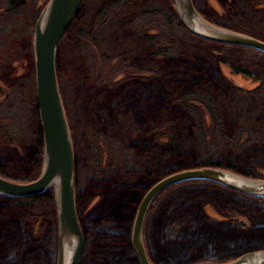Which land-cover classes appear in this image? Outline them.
Returning <instances> with one entry per match:
<instances>
[{"label": "rangeland", "instance_id": "rangeland-1", "mask_svg": "<svg viewBox=\"0 0 264 264\" xmlns=\"http://www.w3.org/2000/svg\"><path fill=\"white\" fill-rule=\"evenodd\" d=\"M121 1H123L121 2V4L123 3L122 7L106 18L100 19L99 13L107 3H111V0H83L75 19L59 42L56 51L55 65L59 93L73 147L76 213L84 241L81 257V260L84 257L83 264H94L95 260L101 262L98 264H132V262H125L124 259L121 263L117 262V255L109 253L107 248L98 249V251V242L92 240V237L99 235L102 241L110 242L108 237L102 236L96 231L103 213H107L105 193L107 194L106 189L108 188H105L102 183L94 182L99 174L107 182L106 184H110L111 187L144 181V177L133 174L127 175L124 170L138 168L142 163H146L148 158H155L157 154H160L163 146L171 142L176 128L172 122L159 124L142 131H133V128L130 127V135H128V130L122 128V123L119 128L114 127L115 129H112V132L111 126H109L110 133L102 128L98 132V147L102 148L103 137L110 136L109 142L114 147L113 152H110L111 157L107 156L104 149H101L102 152L100 150L95 152L89 146V135L83 134L84 128H87L88 131H93L95 128L92 124H85L82 121V111L85 108H79V101L72 87H70L73 83L77 81L86 82L87 87L90 88L93 85L95 90L100 87L99 89L104 92V85L93 83L96 78L92 74L93 71L97 74V77H108L106 81L109 84L123 87L122 90L120 89L122 95L134 84L130 82L133 81L132 79L147 78L154 80L160 72L178 68L179 63L191 66L197 62H204L213 69L214 78L222 81H219V83L224 87H231V91L236 95L233 96L234 98L245 99L251 104H256L264 99L263 54L248 48L225 46L198 39L185 28L178 26L176 22H173L171 30H163L162 21L158 17H152L147 26V33L153 36V39L145 40L140 37L135 40L134 46L136 48L133 47L134 50L128 49L131 54L126 61L135 66L140 65L142 62L146 71H134L133 76L128 78L131 80L128 81H125L127 79H124V74L120 73L116 76L109 74L111 73V67L115 65V60L108 62L105 60V62L100 55H115L121 52L117 42L112 43L105 40V35L110 31L111 26L118 23V27L122 29L135 13L145 7L156 9L158 12L159 10L166 12L170 9V6L172 9L174 8L172 0ZM192 2L201 17L209 23L264 41V0H192ZM46 3L45 0H24V3L20 1L18 5H15L16 9L13 10L11 16L0 14V161L9 160L11 175L22 180L36 178L42 165V157L39 170L27 164L26 144L34 129L35 91L32 82L34 73L31 69L33 65L31 39L35 21L43 11ZM124 4H126L125 7ZM1 6H3L2 0H0ZM39 9L40 11L34 19L33 16ZM94 33L98 34L97 42L101 40L99 41L101 44H98L99 47L96 46L97 48L88 45V38H90L88 35ZM160 33H163L162 36H160ZM231 66H239L249 70L254 78H246V76L234 73ZM100 82L102 81L98 83ZM221 94L222 91L221 93H213L214 101L219 106H221ZM91 95L92 92H90L87 103H90L93 99ZM121 106L124 107L123 104ZM197 107L202 112L203 123L208 127L212 122L210 116L200 106ZM220 108L222 110V120L227 122V112L231 109ZM136 117L131 116L132 119L130 120L133 124L139 122ZM184 120L187 124L190 121L189 117ZM246 121L244 120V122ZM250 123L253 122L250 121ZM240 128H249V125L246 123L235 125L231 130L226 129L218 136L220 144L218 151L222 156L231 154V137L234 135V131ZM254 130L256 131V137L264 132L260 125H256ZM137 135L144 136L145 143H151L149 145L151 153L147 158L145 156L136 160L130 155H126L124 151L130 139H135ZM244 141L242 138L237 143L238 149L246 143ZM246 145L250 149L249 152L255 147V143L252 144V142ZM262 145L264 146V142H262ZM97 153L101 156L98 166L96 161L93 160ZM203 163L207 162H204L201 157L192 165L196 167L201 166ZM180 168H183V165L176 166L173 169L179 170ZM37 171L38 173L35 176ZM232 171L245 178L264 179V156L257 163H243V166L240 164L234 167ZM89 181L96 185L94 190L87 188ZM184 183L188 185L185 184L186 186L182 187V190L195 194L191 201L195 203L193 209L196 214L215 227H230L233 238L237 234L244 246L240 252L214 256H208L206 251L200 247L189 251L187 254L185 253L172 263H165L163 260L166 256L160 257L157 246L159 242L163 241L164 236L165 238H172L174 232H171L170 227L167 226L165 233L161 235V228L164 226L162 224L160 227L155 218L159 216L165 218L159 211L162 208V203L165 206L170 205L172 208L181 200L176 197L177 190L171 188L164 192L158 201L154 203L150 214L144 221V243L153 264L224 262L246 251L264 249V244L257 245L254 243L257 234H264V199L255 200L249 198V196L239 195L209 184ZM147 187H143L141 193L145 192L148 189ZM50 190L53 193V188H50ZM138 198L133 202L121 203L119 208L115 210L114 216L117 215L123 233L129 231ZM1 204H3V201L0 199V209L5 211L4 215L0 214V260L13 255L15 262L12 264H55L57 218L54 195L52 200L48 199L43 203L31 204L10 212H6L8 209H4L5 206L2 207ZM175 218L177 217L175 216ZM195 218L192 219L196 220ZM174 221L178 220L174 219ZM198 224H200L199 221L195 223V226H198ZM175 225L179 229L178 234L182 235L189 223L186 222L181 227L177 222ZM110 229H113V227H110ZM121 240L122 244L126 243L124 237ZM234 247H236L235 243Z\"/></svg>", "mask_w": 264, "mask_h": 264}, {"label": "trees", "instance_id": "trees-1", "mask_svg": "<svg viewBox=\"0 0 264 264\" xmlns=\"http://www.w3.org/2000/svg\"><path fill=\"white\" fill-rule=\"evenodd\" d=\"M2 1L3 6L0 7V14L6 16L12 15L14 12L13 10L16 9L15 5H18L20 1L21 3H24V0ZM46 2L47 0H45V3ZM121 2L123 1L111 0L110 4L107 3L99 13L100 19L106 18L111 13L122 7L123 3L121 4ZM125 5L126 4H124V7ZM149 8L150 7H145L140 9L138 13H135L130 20L124 24L122 29L118 27V23L114 24V26H111L110 31L105 35V40L112 43L117 42L121 50V52L115 55H100L103 61L106 60L108 62L115 60V65L111 67V73H109L112 74V76H116L121 73L124 74V79H127L125 81H128L131 80L128 78L135 73L134 71H146L145 65H143L142 62L140 65L135 66L128 63L126 59L131 54V52H128V49L134 50L133 47L136 48L134 46L136 39H139L140 37H143L145 40L153 39V36L147 33V26L151 22L152 17H158V19L162 21L163 30H171V28H173V22H176L178 26L184 29L178 19L176 11L174 8L172 9L171 6L166 12H161L160 10L158 12L156 9ZM39 11L40 9L34 14V19H36ZM162 34L163 33H160V36H162ZM97 35L94 33L92 35H88L90 38L87 37L88 45L93 48H97L101 44L99 42L101 40H98L97 42ZM100 68L102 67L100 66ZM31 69L34 73L33 65L31 66ZM231 69L234 73L246 76V78H254L252 77V73L243 67L231 66ZM92 74L96 77L93 83L104 85V92L102 89H99L100 87H97L95 90L91 84H88L91 85L89 88L87 87L86 82L81 81L73 83L70 87H72L75 96L79 101V108H85L84 111H82L83 123H90L93 128H95L93 131H88L87 128H84L83 133L85 135H89V146L95 152H99V150L102 152L101 149H104L108 157H111L110 152H113L114 147L109 142L110 136L107 138L106 136L103 137L102 148L98 147V132L101 131L102 128L105 129L106 132L110 133V129H108L109 126H111L112 132V129H115L114 127L119 128V125L122 123V128H124V130H128V135L131 133L129 132V130L131 131L130 127L133 128V131H142L159 124L172 122L176 128L171 142L166 146H163L160 154H157L155 158H148V161L146 163H142L138 168L124 170L127 175L133 174L144 177V181L139 183L131 182L120 185V187H111L110 184H106L107 182H105L102 179L103 177L99 174V177H97L94 182L98 184L102 183L105 185V188H108L106 189L107 194L105 193L107 213H103L100 223L97 224L98 230L96 231L100 235L108 237L110 242L102 241L99 235L92 237L93 242H98L97 250L107 248L109 253L117 255V262L121 263L124 259L125 262L137 264V259L130 244L131 225L128 233H123L120 227V221L117 220V215L116 217L114 216L115 210L119 208L121 203L136 201L140 195L138 198L139 203L141 197L147 191L146 190L141 193L143 187L148 186L147 188H149L158 179L176 171L203 166L221 167L232 171L234 167H237L240 164L243 166V163H257L258 160L264 156V146L262 145V142H264V132H262L263 134L260 136L256 137V131L254 129L256 125H260V128L262 127V129H264V99H261V101L256 104H251L245 99L234 98L233 96L236 95L231 91V87H224L221 83H219V81H222L214 78L215 73L213 69L204 62H197L191 66L179 63L178 68H171L160 72L154 80L147 78L132 79L133 81L130 82L134 84L122 95L120 89L122 90L123 87L120 88L116 85L109 84L106 81L108 80V77H97V74L93 71ZM99 81L102 82L98 83ZM32 82L34 83V77ZM221 91L222 94L220 97L222 99L221 106H219L218 103L214 101L213 93H221ZM90 92H92L91 96L93 99H91L90 103H87ZM122 104L124 107L121 106ZM196 105L200 106L210 116L212 122L208 127L203 123L201 118L202 112ZM220 107L231 109L227 112V122H223L222 120V110ZM131 116H137L136 118L139 122H135L133 124L130 120L132 119ZM186 117H189L190 119L188 124L184 120ZM77 119L79 120V118ZM33 120L34 129L26 144L27 164H29L30 167H36L39 170L42 157L43 140L35 105L33 106ZM244 120L247 121L244 122ZM250 121L253 123H250ZM245 123L249 125V128L237 129L231 137V154L228 156H222L220 151H218L220 147L218 136L226 129L231 130L233 126L238 124L243 125ZM242 138L246 143L238 149L237 143ZM250 142H252V144L255 143V147L249 152L250 149L247 148L246 144H249ZM147 144L148 146H146ZM149 145H151L150 142H144V136L137 135L135 139H130V142L127 143V146L124 148V151L126 152V155H130L133 159L135 158L136 160H139L145 156L146 158L147 156H150L151 147ZM98 155L99 154L97 153L93 158V160L96 161L97 166L99 164V159L101 158V156L99 155L98 157ZM201 157L202 160L207 163L194 167L192 164ZM179 165H183V168H180L179 170L173 169ZM11 173V163L9 160L0 161V176L15 182L31 181L13 177ZM37 173L38 171L35 176ZM193 182L209 184L230 191L227 188L209 182L191 181V183ZM185 184L188 185L187 183H179L168 187L161 192L154 199L146 214V217H148L154 203L158 201L164 192L171 188H175V190H177L176 197L181 199L179 202L182 204L177 202L175 207L172 206L171 208L170 205L165 206L163 205L164 203H162V208L159 209L157 207L160 213L165 216V218H162V216L155 218V221L159 222L160 227L162 224V226H164L161 228V235L165 233L167 226L170 227L169 229L171 232H174L172 238H165L164 236V239L161 237L163 238V241L159 242L157 246V251L160 253V257L163 255L166 256L163 261L165 263H172L179 259L180 256L185 255V253L187 254L189 251L200 247L206 251L208 256L229 254L236 251L240 252L244 244L237 234L235 235L236 237L233 238V233H231L232 231L230 227H215L210 222L196 214L193 209L195 203L191 201L193 200V197H195V194H193V192H184L182 187L186 186ZM95 186L96 185H94L93 182L89 181L87 183V188H91L92 190H94ZM52 197V190L49 189L45 193L33 197L6 198L0 196V199L3 201L1 206H5L4 209H8L6 212H10L20 208H25V206H29L31 204L35 205L37 203H43L48 199L52 200ZM249 198L255 200L258 199L253 197ZM4 212L5 211L3 209H0V214L4 215ZM175 216L177 218H175ZM194 217H196V220L192 219ZM174 219L178 221H174ZM198 221L200 224L195 226V223ZM176 222L179 223L180 227L186 222L189 223V226L184 231V234H178L179 229L176 228ZM110 227H113V229H110ZM256 236L257 237L256 240H254V243L257 245H263L264 234L260 233ZM122 237H124V241H126L124 244L121 242ZM234 243L236 244V247H234ZM83 260L84 257L82 258L80 264H83ZM149 260L153 264L150 257ZM14 262L15 259L13 255L0 260V264H12ZM93 263L98 264L101 262L95 260Z\"/></svg>", "mask_w": 264, "mask_h": 264}, {"label": "water", "instance_id": "water-1", "mask_svg": "<svg viewBox=\"0 0 264 264\" xmlns=\"http://www.w3.org/2000/svg\"><path fill=\"white\" fill-rule=\"evenodd\" d=\"M82 2L47 0L33 28L34 99L43 140L39 175L29 182H15L0 176L1 197L28 198L53 188L57 218L55 264H80L84 247L76 213L73 147L55 67L58 44L75 19ZM172 3L181 24L194 37L252 49L264 55L263 40L209 23L197 12L192 0H172ZM191 181L209 182L241 195L264 199V179L245 178L221 167L189 168L158 179L141 197L132 219L130 244L138 264H152L144 243L143 226L154 199L168 187ZM193 264H264V249L246 251L224 262Z\"/></svg>", "mask_w": 264, "mask_h": 264}, {"label": "bare ground", "instance_id": "bare-ground-1", "mask_svg": "<svg viewBox=\"0 0 264 264\" xmlns=\"http://www.w3.org/2000/svg\"><path fill=\"white\" fill-rule=\"evenodd\" d=\"M230 191H232V190H230ZM232 192H234V191H232ZM235 193H237V192H235ZM131 230V229H130ZM69 254H70V251L68 252V255L67 256H69Z\"/></svg>", "mask_w": 264, "mask_h": 264}, {"label": "flooded vegetation", "instance_id": "flooded-vegetation-1", "mask_svg": "<svg viewBox=\"0 0 264 264\" xmlns=\"http://www.w3.org/2000/svg\"><path fill=\"white\" fill-rule=\"evenodd\" d=\"M133 76V75H132Z\"/></svg>", "mask_w": 264, "mask_h": 264}]
</instances>
